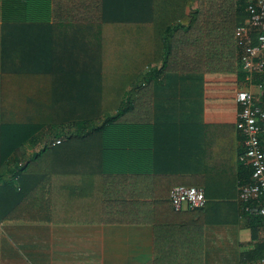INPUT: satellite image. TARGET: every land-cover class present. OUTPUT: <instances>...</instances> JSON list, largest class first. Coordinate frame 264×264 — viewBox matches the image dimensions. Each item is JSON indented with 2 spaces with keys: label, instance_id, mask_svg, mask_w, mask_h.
Segmentation results:
<instances>
[{
  "label": "crops",
  "instance_id": "1",
  "mask_svg": "<svg viewBox=\"0 0 264 264\" xmlns=\"http://www.w3.org/2000/svg\"><path fill=\"white\" fill-rule=\"evenodd\" d=\"M190 2L199 9L200 19L213 3ZM50 6L52 23L98 22L104 17V0H50ZM21 10L12 13L25 19L27 12ZM189 18L187 12L179 21ZM2 19L0 121L7 115H37L44 76L47 84L54 80V71L43 69L57 66L53 60L43 62L37 52L34 59H22L18 48H25L26 39L11 44L13 54L5 58ZM21 35L34 36L30 43L36 47L42 32L26 30ZM202 75L200 106L159 109L157 114L136 108L125 115L141 124L132 126L134 141L130 149H122L123 155L118 148V154L105 156L97 133L56 150L26 176L18 173L23 163L16 164L17 154L9 156L1 165L5 178L16 182V188L20 179L36 183V199L4 205L16 215L0 221V264H245L244 254L260 235L254 238L246 218L237 216L243 150L237 128L239 93H259L262 77L249 83L238 54L235 69ZM32 101L34 113L25 106ZM38 137L42 139L34 145H21V154L31 156L54 141L44 139L42 132ZM14 143L12 139L10 146ZM174 185L203 187L205 206L176 210L170 200ZM14 194L9 191L8 197Z\"/></svg>",
  "mask_w": 264,
  "mask_h": 264
},
{
  "label": "trees",
  "instance_id": "2",
  "mask_svg": "<svg viewBox=\"0 0 264 264\" xmlns=\"http://www.w3.org/2000/svg\"><path fill=\"white\" fill-rule=\"evenodd\" d=\"M212 1L205 19L199 18V9L190 0H104L102 21L52 23L50 0H0L5 58L13 54L11 44L26 39L25 48H18L22 59H34L37 52L43 62L53 60L57 66L43 69L48 74L54 71V80L47 84L44 76L37 115H7L0 121V221L16 215L4 210L6 203L36 199V183L20 179L16 191L17 183L5 178L1 165L9 156L17 154L16 164L23 163L18 173L26 176L56 150L62 152L68 143L88 140L97 133L105 156L118 154V148L123 155L122 149H130L134 141L132 126L141 124L125 117L132 109H150L157 114L159 109L200 106L203 72L235 69L237 54L240 60L235 31L249 19L246 0ZM20 9L26 10L25 19L13 15ZM187 12L188 21H179ZM26 30H41L36 47L30 43L34 36L21 35ZM51 31H57L53 41ZM14 53L18 54L17 50ZM259 101L264 105V93ZM36 102L25 106L34 113ZM39 132L54 141L46 142L31 156L21 154V145H34L42 139ZM12 139L15 143L10 146ZM249 180V169L241 166L239 182ZM9 191L15 194L8 197ZM237 216L246 218L257 238L262 217L245 213L241 204ZM262 256L264 238L259 237L243 262Z\"/></svg>",
  "mask_w": 264,
  "mask_h": 264
},
{
  "label": "built area",
  "instance_id": "3",
  "mask_svg": "<svg viewBox=\"0 0 264 264\" xmlns=\"http://www.w3.org/2000/svg\"><path fill=\"white\" fill-rule=\"evenodd\" d=\"M246 11L249 13L247 23L239 25L235 31L240 65L249 83H256L259 76L263 80L259 81V93H239L241 108L237 128L243 140L239 159L241 166L250 171V180L239 182V199L245 213L262 217L259 235L264 238V105L259 101L264 93V0H246ZM170 200L176 210L196 209L205 206L207 196L201 186L174 185ZM245 264H264V256Z\"/></svg>",
  "mask_w": 264,
  "mask_h": 264
}]
</instances>
